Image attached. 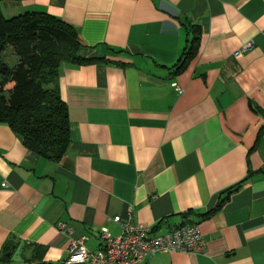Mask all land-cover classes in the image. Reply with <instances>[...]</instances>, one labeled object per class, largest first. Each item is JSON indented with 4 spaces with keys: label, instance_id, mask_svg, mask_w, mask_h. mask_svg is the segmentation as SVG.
I'll use <instances>...</instances> for the list:
<instances>
[{
    "label": "crops",
    "instance_id": "crops-1",
    "mask_svg": "<svg viewBox=\"0 0 264 264\" xmlns=\"http://www.w3.org/2000/svg\"><path fill=\"white\" fill-rule=\"evenodd\" d=\"M0 11L71 26L87 60L58 68L59 160L0 123V264H65L72 240L94 252L102 229L119 235L116 216L158 234L197 224L205 239L201 253L140 264H264V0H3ZM184 21L200 44L175 75Z\"/></svg>",
    "mask_w": 264,
    "mask_h": 264
},
{
    "label": "trees",
    "instance_id": "trees-1",
    "mask_svg": "<svg viewBox=\"0 0 264 264\" xmlns=\"http://www.w3.org/2000/svg\"><path fill=\"white\" fill-rule=\"evenodd\" d=\"M184 27L186 43L171 68L175 75L187 68L200 44L199 27L189 21H184ZM80 47L71 26L45 13L24 12L5 18L0 11V123H6L29 150L52 161L64 155L69 142L58 68L61 63L87 61L78 55ZM7 48L16 57L12 66L1 57ZM227 198L201 218L217 211Z\"/></svg>",
    "mask_w": 264,
    "mask_h": 264
},
{
    "label": "built area",
    "instance_id": "built-area-1",
    "mask_svg": "<svg viewBox=\"0 0 264 264\" xmlns=\"http://www.w3.org/2000/svg\"><path fill=\"white\" fill-rule=\"evenodd\" d=\"M246 48L248 45L241 51ZM241 51L235 55L238 56ZM1 186L6 185L3 183ZM113 222L120 227L119 235L112 236L102 229L99 234L102 245L94 252L84 246L85 237L72 240L65 264H140L157 253H201L206 245L197 224L174 227L158 234L146 225L134 223L130 218L116 216Z\"/></svg>",
    "mask_w": 264,
    "mask_h": 264
},
{
    "label": "rangeland",
    "instance_id": "rangeland-1",
    "mask_svg": "<svg viewBox=\"0 0 264 264\" xmlns=\"http://www.w3.org/2000/svg\"><path fill=\"white\" fill-rule=\"evenodd\" d=\"M7 51H8V52L4 53V56H3V58H4L5 60H8L9 53L12 52L10 48H8ZM15 62H16V60H13V62H12V63H9V64H10V65H13Z\"/></svg>",
    "mask_w": 264,
    "mask_h": 264
}]
</instances>
